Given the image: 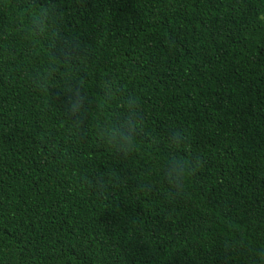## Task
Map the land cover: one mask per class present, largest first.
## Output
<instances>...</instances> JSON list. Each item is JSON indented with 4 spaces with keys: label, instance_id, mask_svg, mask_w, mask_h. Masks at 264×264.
I'll return each mask as SVG.
<instances>
[{
    "label": "trees",
    "instance_id": "1",
    "mask_svg": "<svg viewBox=\"0 0 264 264\" xmlns=\"http://www.w3.org/2000/svg\"><path fill=\"white\" fill-rule=\"evenodd\" d=\"M0 264H264V0H0Z\"/></svg>",
    "mask_w": 264,
    "mask_h": 264
},
{
    "label": "clouds",
    "instance_id": "2",
    "mask_svg": "<svg viewBox=\"0 0 264 264\" xmlns=\"http://www.w3.org/2000/svg\"><path fill=\"white\" fill-rule=\"evenodd\" d=\"M127 127V131L125 128ZM131 127H128L124 124H121L119 126H114L111 124H108L107 121L105 125L101 128V135L104 138L105 142L116 146L119 145L121 148L130 146L132 144V135H131ZM179 165L177 164L173 171H176L179 169Z\"/></svg>",
    "mask_w": 264,
    "mask_h": 264
}]
</instances>
